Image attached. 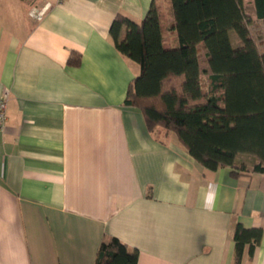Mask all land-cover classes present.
I'll return each instance as SVG.
<instances>
[{
  "label": "crops",
  "instance_id": "crops-1",
  "mask_svg": "<svg viewBox=\"0 0 264 264\" xmlns=\"http://www.w3.org/2000/svg\"><path fill=\"white\" fill-rule=\"evenodd\" d=\"M151 1L0 0V93L8 90L0 264H96L110 236L138 250L136 264H234L238 221L262 230L239 264H264L256 156L238 152L234 165L208 168L173 130L148 128L142 110L124 101L139 64L115 47L109 26L117 13L141 20ZM155 2L169 47L177 43L171 5ZM44 5L40 18L29 14ZM253 5L249 14L264 20ZM71 51L78 64L68 62ZM209 185L217 195L205 207Z\"/></svg>",
  "mask_w": 264,
  "mask_h": 264
},
{
  "label": "trees",
  "instance_id": "trees-1",
  "mask_svg": "<svg viewBox=\"0 0 264 264\" xmlns=\"http://www.w3.org/2000/svg\"><path fill=\"white\" fill-rule=\"evenodd\" d=\"M171 30L177 43L163 41L162 13L155 0L136 21L117 13L109 26L115 47L139 64L128 85L125 102L138 106L148 128L173 130L204 166L234 165L238 152L256 156L252 171L264 172V50L254 40L243 0H168ZM253 13L264 19V0H254ZM230 31L240 39L232 42ZM206 48L208 68L199 61ZM71 51L68 62L78 64ZM208 73L207 82L203 74ZM240 168H244L242 165ZM260 227H234V264L247 246L251 255ZM138 250L118 237L100 243L96 264H136Z\"/></svg>",
  "mask_w": 264,
  "mask_h": 264
},
{
  "label": "rangeland",
  "instance_id": "rangeland-1",
  "mask_svg": "<svg viewBox=\"0 0 264 264\" xmlns=\"http://www.w3.org/2000/svg\"><path fill=\"white\" fill-rule=\"evenodd\" d=\"M245 1H246L245 9L248 13H250L251 12L250 0H245ZM162 21L164 22V14ZM249 28L259 48L261 50H264V20L253 19V21L249 24ZM233 42L235 44L240 42V39L237 37V34L236 37H233Z\"/></svg>",
  "mask_w": 264,
  "mask_h": 264
},
{
  "label": "built area",
  "instance_id": "built-area-1",
  "mask_svg": "<svg viewBox=\"0 0 264 264\" xmlns=\"http://www.w3.org/2000/svg\"><path fill=\"white\" fill-rule=\"evenodd\" d=\"M46 5L42 7H33L29 14L35 18H40L46 9ZM7 100H8V90L5 88L0 93V125L3 124L6 118V108H7Z\"/></svg>",
  "mask_w": 264,
  "mask_h": 264
},
{
  "label": "clouds",
  "instance_id": "clouds-1",
  "mask_svg": "<svg viewBox=\"0 0 264 264\" xmlns=\"http://www.w3.org/2000/svg\"><path fill=\"white\" fill-rule=\"evenodd\" d=\"M217 195V190L213 189L211 185L205 190L203 194V202L205 207H208V205L212 204L214 205L215 199Z\"/></svg>",
  "mask_w": 264,
  "mask_h": 264
}]
</instances>
